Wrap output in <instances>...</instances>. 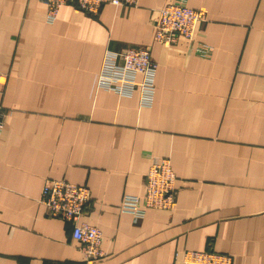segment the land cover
<instances>
[{
    "label": "crops",
    "instance_id": "1",
    "mask_svg": "<svg viewBox=\"0 0 264 264\" xmlns=\"http://www.w3.org/2000/svg\"><path fill=\"white\" fill-rule=\"evenodd\" d=\"M171 1L67 2L48 20L41 0H0V264H181L186 249L264 264V0H184L203 13L194 38L163 44L154 21ZM140 45L157 64L152 101L98 88L105 51ZM162 157L172 208L123 211ZM47 179L89 187L81 219L103 256L47 214Z\"/></svg>",
    "mask_w": 264,
    "mask_h": 264
},
{
    "label": "built area",
    "instance_id": "2",
    "mask_svg": "<svg viewBox=\"0 0 264 264\" xmlns=\"http://www.w3.org/2000/svg\"><path fill=\"white\" fill-rule=\"evenodd\" d=\"M46 6V17L52 20L59 8L73 2L81 10L96 13L104 4L136 6L138 0H41ZM203 19L200 10L189 7L184 0H173L157 9L154 21V40L171 44L179 37L193 39L197 23ZM207 55L208 47L199 46ZM157 64L152 59L150 48L145 45L132 46L123 51L106 50L97 79V87L121 95H131L136 90L141 104H149L154 96V76ZM264 80V72L262 74ZM0 72V92L4 84ZM10 112L0 104V129ZM90 189L85 184L64 179H47L42 187L40 201L51 217L69 221L72 238L80 243L86 259L103 256L100 229L81 219L90 202ZM175 200V174L168 157L153 161L145 175V190L142 196L124 194L121 209L134 216L142 215L145 208L170 209ZM181 264H232L231 257L213 250H184Z\"/></svg>",
    "mask_w": 264,
    "mask_h": 264
}]
</instances>
